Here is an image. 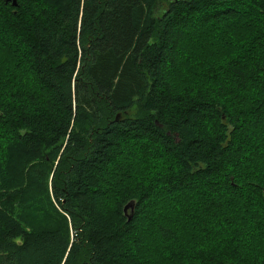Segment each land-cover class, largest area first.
I'll list each match as a JSON object with an SVG mask.
<instances>
[{"label":"trees","instance_id":"16d2710c","mask_svg":"<svg viewBox=\"0 0 264 264\" xmlns=\"http://www.w3.org/2000/svg\"><path fill=\"white\" fill-rule=\"evenodd\" d=\"M16 2L0 264H264V0Z\"/></svg>","mask_w":264,"mask_h":264},{"label":"rangeland","instance_id":"374dc122","mask_svg":"<svg viewBox=\"0 0 264 264\" xmlns=\"http://www.w3.org/2000/svg\"><path fill=\"white\" fill-rule=\"evenodd\" d=\"M160 10L162 11V9ZM161 11L158 10L156 14L159 15ZM243 19L244 18L241 19V23H244V24L249 23L248 22L249 19H247V21L245 22ZM48 223H49V219L45 215L38 214V213H30L27 218L24 217V222H23L25 228L29 231H33L35 229L46 227L45 225H47Z\"/></svg>","mask_w":264,"mask_h":264},{"label":"water","instance_id":"95a60500","mask_svg":"<svg viewBox=\"0 0 264 264\" xmlns=\"http://www.w3.org/2000/svg\"><path fill=\"white\" fill-rule=\"evenodd\" d=\"M5 1H6V2H8V1H12V3H13L14 5L17 4L16 0H5ZM133 207H134V201L128 203V204L125 206V212L127 213L128 210H129V208H131V210H133ZM127 214H128V213H127Z\"/></svg>","mask_w":264,"mask_h":264}]
</instances>
